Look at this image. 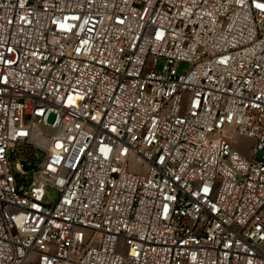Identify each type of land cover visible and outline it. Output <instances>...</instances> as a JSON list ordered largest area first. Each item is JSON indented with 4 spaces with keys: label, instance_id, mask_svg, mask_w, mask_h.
Here are the masks:
<instances>
[{
    "label": "built area",
    "instance_id": "obj_1",
    "mask_svg": "<svg viewBox=\"0 0 264 264\" xmlns=\"http://www.w3.org/2000/svg\"><path fill=\"white\" fill-rule=\"evenodd\" d=\"M0 264H264V0H0Z\"/></svg>",
    "mask_w": 264,
    "mask_h": 264
},
{
    "label": "rangeland",
    "instance_id": "obj_2",
    "mask_svg": "<svg viewBox=\"0 0 264 264\" xmlns=\"http://www.w3.org/2000/svg\"><path fill=\"white\" fill-rule=\"evenodd\" d=\"M161 61L158 62L157 64V67H156V71H159L160 67H161ZM150 66V59H148L147 61V67L146 68H149ZM188 69V64H185V63H180L177 67V74H184ZM185 96V94H184ZM184 102H185V99H183V102H182V109L184 108ZM52 117L49 118V121H51ZM227 141L231 144V146L242 156L244 157L245 159L247 160H250L252 158V152H251V149L253 148L254 146V142L253 140L249 139V138H245V137H241V136H236V135H233L231 133H228V136H227ZM41 155L40 154L39 156V160L38 162L41 161ZM260 157V154H258L256 156V159H259ZM131 170H134V171H140L141 170V166L138 165V164H132L131 166ZM56 192L55 190L53 189H50V188H47L46 189V198L45 200L52 204L55 199H56ZM91 234L89 232H84V237L85 238H89ZM124 250L125 248L124 247H121L120 249V252L119 253H124Z\"/></svg>",
    "mask_w": 264,
    "mask_h": 264
},
{
    "label": "water",
    "instance_id": "obj_3",
    "mask_svg": "<svg viewBox=\"0 0 264 264\" xmlns=\"http://www.w3.org/2000/svg\"><path fill=\"white\" fill-rule=\"evenodd\" d=\"M31 169V166L24 168L25 171H29Z\"/></svg>",
    "mask_w": 264,
    "mask_h": 264
}]
</instances>
